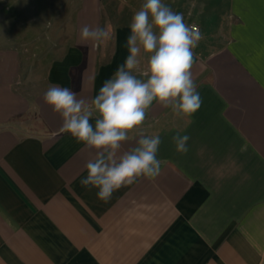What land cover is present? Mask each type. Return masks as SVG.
<instances>
[{
    "label": "crops",
    "instance_id": "1",
    "mask_svg": "<svg viewBox=\"0 0 264 264\" xmlns=\"http://www.w3.org/2000/svg\"><path fill=\"white\" fill-rule=\"evenodd\" d=\"M34 1L56 12L62 35L27 82L26 50L0 51V264H264V0H162L202 34L192 69L202 103L183 117L154 102L118 155L158 135L160 173L107 203L80 183L95 150L43 97L52 84L98 95L129 54L144 0ZM85 25L110 38L82 43ZM139 59L134 74L146 79ZM177 133L190 137L187 153Z\"/></svg>",
    "mask_w": 264,
    "mask_h": 264
},
{
    "label": "clouds",
    "instance_id": "2",
    "mask_svg": "<svg viewBox=\"0 0 264 264\" xmlns=\"http://www.w3.org/2000/svg\"><path fill=\"white\" fill-rule=\"evenodd\" d=\"M129 28L125 44L129 54L104 81L98 95L89 101L71 88L52 84L43 97L60 115L62 130L95 150V159L87 162V176L80 183L98 189L97 197L105 203L120 188L160 173L158 135H141L135 147L118 155L129 133L144 123L154 102L183 117H190L202 103L192 71L196 64L193 50L202 39L200 31L187 25L183 15L173 12L162 0H144ZM109 38L106 27L85 25L80 30L84 44H99ZM142 52L147 55V68L142 73L146 79L134 74ZM189 139L179 133L172 137L180 153H187Z\"/></svg>",
    "mask_w": 264,
    "mask_h": 264
},
{
    "label": "rangeland",
    "instance_id": "3",
    "mask_svg": "<svg viewBox=\"0 0 264 264\" xmlns=\"http://www.w3.org/2000/svg\"><path fill=\"white\" fill-rule=\"evenodd\" d=\"M13 2L0 0V51L15 47L26 50L28 56L22 60V73L23 82H27L28 72L43 74L48 67L51 59L46 54L59 44L62 27L52 24L56 12L52 15V11L40 10V1L17 0L16 9ZM39 19L44 22L40 24Z\"/></svg>",
    "mask_w": 264,
    "mask_h": 264
},
{
    "label": "built area",
    "instance_id": "4",
    "mask_svg": "<svg viewBox=\"0 0 264 264\" xmlns=\"http://www.w3.org/2000/svg\"><path fill=\"white\" fill-rule=\"evenodd\" d=\"M193 26V25H192ZM191 27V26H190ZM199 31H200V29L197 27V26H195Z\"/></svg>",
    "mask_w": 264,
    "mask_h": 264
}]
</instances>
